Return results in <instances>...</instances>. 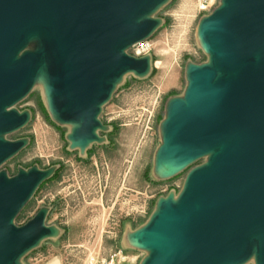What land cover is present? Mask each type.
<instances>
[{
	"label": "rangeland",
	"instance_id": "1",
	"mask_svg": "<svg viewBox=\"0 0 264 264\" xmlns=\"http://www.w3.org/2000/svg\"><path fill=\"white\" fill-rule=\"evenodd\" d=\"M227 1L149 0L136 21L140 32L117 46L125 61L110 74V90L94 113L98 126L93 130L70 122L67 111L60 110L64 69L49 28L31 32L18 44L12 64L31 58L35 80L5 103L0 182L29 175L28 196L13 211L10 227L32 225L47 232L22 258L25 264L107 259L122 249L125 228H152L181 208L218 149L207 146L180 155L172 132L178 114L189 106L197 72L209 73L213 83L228 77L210 30ZM139 42L147 48L141 50ZM41 48L46 61L38 71ZM158 153L161 167L155 168ZM53 230L60 233L54 239ZM258 249L253 237L243 255L227 264H256ZM159 254L157 248L122 249L118 256H126L120 264H150Z\"/></svg>",
	"mask_w": 264,
	"mask_h": 264
},
{
	"label": "water",
	"instance_id": "2",
	"mask_svg": "<svg viewBox=\"0 0 264 264\" xmlns=\"http://www.w3.org/2000/svg\"><path fill=\"white\" fill-rule=\"evenodd\" d=\"M148 1L0 0V102L20 93L31 78V58L14 64L7 59L23 41V31L41 24L39 30L46 26L51 31L64 69L61 109L70 122L96 128L93 118L101 102L94 104L108 95L110 74L125 61L117 46L140 32L131 18L138 11L141 15ZM210 30L223 68L236 72L214 83L206 71L195 74L189 106L173 128L172 146L184 155L216 148L225 137L235 141L194 180L195 205L191 188L181 208L152 228L139 229L144 250H160L150 264H227L243 255L253 237L259 244L255 262L264 264V0H228ZM7 121L0 113L1 129ZM3 151L0 144V155ZM156 165L161 167L160 154ZM30 187L28 174L0 182V264H18L21 254L47 234L32 225L21 230L7 225ZM255 229L260 239L248 241Z\"/></svg>",
	"mask_w": 264,
	"mask_h": 264
},
{
	"label": "bare ground",
	"instance_id": "3",
	"mask_svg": "<svg viewBox=\"0 0 264 264\" xmlns=\"http://www.w3.org/2000/svg\"><path fill=\"white\" fill-rule=\"evenodd\" d=\"M140 11L136 12L132 18H131V21L134 22L136 20L139 19V16H140ZM40 26H42L41 24H35V25H31L29 27H27L22 35H21V39L20 40H23V38H25L29 32L33 31H38L40 29ZM15 49H12L9 53V56H8V59H7V64H10L13 59L15 58V52H14ZM38 60H37V70L39 71L41 66L44 65L45 61H46V53L45 51L41 48L39 51H38ZM59 59V57H58ZM236 72V69H233V68H227V73L228 75H233L235 74ZM39 78V75L36 76V78ZM41 78V77H40ZM35 80V75L33 77H31L29 79V81L26 83V85L21 89L20 91V95H22L28 88L29 86H31V84H33ZM45 95L47 96V98L49 97V92L47 90H45ZM103 98L98 101L97 103L94 104V107H97L99 102H102ZM4 110H5V100L1 101L0 102V113H4ZM61 110V108H60ZM75 124V123H74ZM3 130H1L0 128V134ZM235 141V138L233 136H229V137H225L224 139H221L220 141H218L216 143V145H214V147H216L217 149H219L218 153H217V156H219L220 154H222L225 150H227ZM159 154V153H158ZM158 154H157V157H158ZM27 175V174H25ZM191 193V197H192V200H193V204L195 205L196 204V198H195V191H194V188L191 189L190 191ZM9 223H10V218L8 219L7 221V225L9 226ZM253 236H257L259 239H260V234L259 232L255 229V230H252L249 234H248V237H247V240L249 241ZM220 262V261H218Z\"/></svg>",
	"mask_w": 264,
	"mask_h": 264
},
{
	"label": "crops",
	"instance_id": "4",
	"mask_svg": "<svg viewBox=\"0 0 264 264\" xmlns=\"http://www.w3.org/2000/svg\"><path fill=\"white\" fill-rule=\"evenodd\" d=\"M139 227H127L123 230L122 232V236H121V244H122V249L123 250H129V251H133V252H141L144 250L143 247V242L141 240V236L139 233ZM60 235L59 232H56V234H53L51 237L52 239L57 238ZM37 245L32 246L31 248H29L28 250H26L25 252H23L21 254V256L19 257V262L18 264H25L24 261H22V258H24L27 254H29L30 252H32ZM122 249L119 250V253H122ZM126 256L124 257V260L122 262H118L117 264L123 263L125 260ZM128 258V257H127ZM135 258L130 260V263H134ZM129 263V262H128ZM138 264H141L140 262Z\"/></svg>",
	"mask_w": 264,
	"mask_h": 264
},
{
	"label": "built area",
	"instance_id": "5",
	"mask_svg": "<svg viewBox=\"0 0 264 264\" xmlns=\"http://www.w3.org/2000/svg\"><path fill=\"white\" fill-rule=\"evenodd\" d=\"M138 47L141 50H145L147 48L146 42H139ZM119 254L120 253H115V254L109 256L107 259H103V260H98L97 258L91 256V257H88L87 260H85V262L83 264H116V263L124 260V257L118 256ZM116 259H117V261H116Z\"/></svg>",
	"mask_w": 264,
	"mask_h": 264
}]
</instances>
